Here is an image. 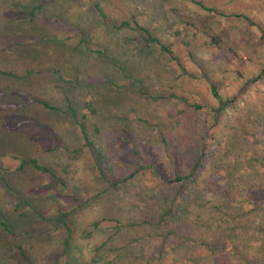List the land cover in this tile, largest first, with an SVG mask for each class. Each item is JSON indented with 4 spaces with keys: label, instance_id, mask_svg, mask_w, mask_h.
I'll use <instances>...</instances> for the list:
<instances>
[{
    "label": "rangeland",
    "instance_id": "obj_1",
    "mask_svg": "<svg viewBox=\"0 0 264 264\" xmlns=\"http://www.w3.org/2000/svg\"><path fill=\"white\" fill-rule=\"evenodd\" d=\"M198 1L264 23V0H0V264H264V39Z\"/></svg>",
    "mask_w": 264,
    "mask_h": 264
},
{
    "label": "trees",
    "instance_id": "obj_2",
    "mask_svg": "<svg viewBox=\"0 0 264 264\" xmlns=\"http://www.w3.org/2000/svg\"><path fill=\"white\" fill-rule=\"evenodd\" d=\"M198 3L206 11L214 12V13H217V14H220V15H233L234 17H239V18L247 21L251 26H254L257 29H259L258 30L259 33H260L259 40H263L264 39V23L260 22V20L254 16V14L248 13L247 11H244V10L231 11V8L226 10V9H223V8L216 7L215 5H206V4L202 3L201 1H198ZM103 20H104L105 23H107V24H109V25H111L113 27H129V26L135 27L137 30L140 31V33L145 34L144 40L146 41L147 44L154 43V44H156L159 47V49L161 51H163L166 54H168L171 58L177 59V56L174 54L172 48L169 45L164 44V43L160 42L159 40H157L154 36L151 35V33H150V31L148 29H146V28L142 27L141 25H139V23L134 18L124 19V20H121L119 23H117L116 21L111 20L107 16L103 15ZM259 40H258V42H259ZM238 58L239 59H243V60H252V58L250 56H247V55H240V56H238ZM262 65H263V68L261 70V73L258 74V76H256V78L262 77L261 75L264 72V63H262ZM212 91L216 94V97H218V94L216 92L217 90L215 89L214 86H212ZM146 96L149 99H151V100H161V99H167L169 97L170 98L172 97L171 94L155 95V94H150V93H147ZM84 106H85L86 110L89 113H93L95 111L94 108H93L91 99L88 98V97L85 98V100H84ZM197 107L199 108L200 105H197ZM85 118H86V114L81 115V117H80L81 120L79 121V125H80V130H81L82 137L84 139L85 146H90V140H89V137L87 135L86 124L84 122ZM207 131H206V133H207ZM203 155H204V152L201 151L199 153V155H198V158L192 164L190 172L188 174H184V175L176 174L175 180L179 181V180H187V179H189V182H192L193 185L188 187V191H189L188 195H191L192 193H197L198 194L199 192L202 191V189L196 188V185H195V181L196 180H195V178H191V175L196 170V168L200 165L201 160L203 159ZM22 163L23 164L30 163L36 169H39V170H42V171H49L47 167H45L41 163H39L37 158H30V159H27V160H22ZM23 164H21V165H23ZM191 187H194V188H191ZM225 187L218 188L217 186H215V184L212 181H206L204 189H205V191L208 190V189H212V190H215V191L223 192V190L226 189ZM184 198H187V196L185 195ZM182 208H183V206L181 207L179 204L175 203V200L174 201L172 200L168 204V206L166 207L165 213H168V212L172 213L173 212L170 216L173 217V218H178L177 213H178V211H182ZM61 215H65V213L62 212ZM224 219H225V217H224ZM2 225H3L4 229L8 230V226H7V224L5 222L2 221ZM227 236H228V234H226V237ZM67 243H68V240L65 238L64 244L67 245ZM226 248L231 253H235V251H236V248H235V246L233 244L231 236H229L227 238ZM11 256H12V258H15L20 263H25V261H29L28 255L25 254L24 250L22 249V247L20 245L16 246V250H14V252L11 254Z\"/></svg>",
    "mask_w": 264,
    "mask_h": 264
}]
</instances>
